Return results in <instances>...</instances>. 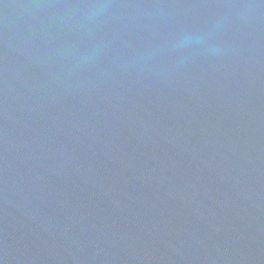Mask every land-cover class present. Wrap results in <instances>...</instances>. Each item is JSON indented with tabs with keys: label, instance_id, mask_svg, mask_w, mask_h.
I'll use <instances>...</instances> for the list:
<instances>
[{
	"label": "water",
	"instance_id": "obj_1",
	"mask_svg": "<svg viewBox=\"0 0 264 264\" xmlns=\"http://www.w3.org/2000/svg\"><path fill=\"white\" fill-rule=\"evenodd\" d=\"M0 264H264V0H0Z\"/></svg>",
	"mask_w": 264,
	"mask_h": 264
},
{
	"label": "clouds",
	"instance_id": "obj_2",
	"mask_svg": "<svg viewBox=\"0 0 264 264\" xmlns=\"http://www.w3.org/2000/svg\"><path fill=\"white\" fill-rule=\"evenodd\" d=\"M200 37L193 36L192 34H183L178 38L177 44L178 46H184L191 42H200Z\"/></svg>",
	"mask_w": 264,
	"mask_h": 264
}]
</instances>
